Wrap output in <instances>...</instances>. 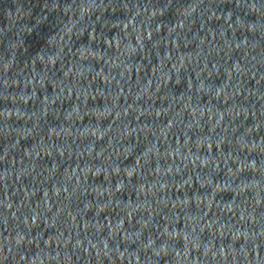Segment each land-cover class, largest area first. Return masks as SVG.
Listing matches in <instances>:
<instances>
[{"label": "water", "instance_id": "1", "mask_svg": "<svg viewBox=\"0 0 264 264\" xmlns=\"http://www.w3.org/2000/svg\"><path fill=\"white\" fill-rule=\"evenodd\" d=\"M0 264H264V0H0Z\"/></svg>", "mask_w": 264, "mask_h": 264}]
</instances>
